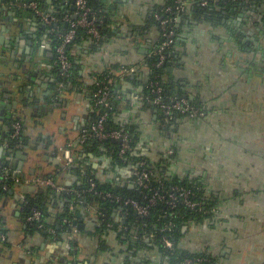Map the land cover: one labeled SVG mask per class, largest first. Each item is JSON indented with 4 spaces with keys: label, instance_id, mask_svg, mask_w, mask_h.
Returning <instances> with one entry per match:
<instances>
[{
    "label": "crops",
    "instance_id": "1",
    "mask_svg": "<svg viewBox=\"0 0 264 264\" xmlns=\"http://www.w3.org/2000/svg\"><path fill=\"white\" fill-rule=\"evenodd\" d=\"M16 1L0 0V154L1 149L6 152L0 163L19 177H54L65 189L53 190L48 205L46 222L58 230L55 236L49 231L31 232L25 222L23 202L34 185L0 194L4 236L0 264H172L151 243L140 249L120 230L101 228L95 209L75 206L68 194L79 177L65 169L61 150L67 145L101 182L130 184L132 168L116 166L107 151L92 152L83 145V130L93 121L90 87L97 75L113 67L135 69L130 81L117 78L113 85L118 95L115 121L133 128L137 150L163 175L173 166V177L200 183L216 201L211 218L183 227L180 249L206 252L215 264H264V71L258 77L249 63L255 47L262 45L264 51V5L253 10L242 7L243 17L237 10L224 12L226 18L217 25L179 19L175 61L167 68V77L208 112L168 127L144 92L148 58L160 37L159 26L149 15L167 0H107L109 34L98 46L81 43L74 48L80 86L64 92L56 91L57 72L45 32H37L39 18L34 21L30 12L31 17L22 21L15 14L22 21L19 27L10 20L8 12H13ZM49 1L53 2L44 3L52 12ZM58 2V8L76 17L73 0ZM249 16L253 22L248 27ZM230 26L234 32L227 35ZM232 37L234 48L227 42ZM30 92L33 96L26 103ZM12 102L22 111L27 144H14L10 136L16 109L7 105ZM65 215H70L66 230L60 223L68 222L62 218ZM113 216L119 219L117 212Z\"/></svg>",
    "mask_w": 264,
    "mask_h": 264
},
{
    "label": "trees",
    "instance_id": "2",
    "mask_svg": "<svg viewBox=\"0 0 264 264\" xmlns=\"http://www.w3.org/2000/svg\"><path fill=\"white\" fill-rule=\"evenodd\" d=\"M33 1L38 2L37 0ZM201 1L202 0H183L184 5L182 8H180V3H178L177 0H167L162 6H157L151 11L149 15L150 21L154 24H157L158 26L159 20L155 19L156 14L160 15L162 18L173 19V21L169 23V26L170 29L173 30L174 36L173 43L162 51L166 58L158 66V63L160 62V53H157L156 49L163 41L162 37H159V41L156 44L154 52L148 58L147 64L149 69V80L144 92L153 96V93L150 92L152 88L149 83L155 82L162 89L161 97L164 102L169 103L174 98H186L194 107L207 114L208 110L201 102L190 99L188 95H186L185 92L180 88L178 83H174L167 77V68L175 61L174 52L179 34V30L177 28V19L183 20L191 17L197 21L206 20L208 23L217 25L221 23V20L226 18L224 12L227 14V12L234 10L233 8H235L239 3L244 2L240 0H210L208 1L207 5L202 6ZM253 1L264 4V0H248L247 3L251 4ZM106 3L107 2H105V0H88V5L91 11L89 17L96 19L100 38L93 39L86 33L84 28H76L75 37L67 46L69 59L72 62L71 73L68 77H63L60 75V69L57 64L55 53V47L59 43V38L56 35L58 33L63 34L69 30L68 23L62 20L66 10H61L59 8L60 10L58 11L49 12L45 8V13L47 12V14H51L56 17V20L47 28L48 31L51 30L47 35V39L49 41V49L52 52V57L50 59L51 65L57 72V92L75 90L80 86L76 70V60L72 54L74 48L79 46L81 43H89L93 46H98L102 44L104 39L108 36L109 29H107V26L111 21L105 14ZM167 8H169L170 11H166ZM25 11L30 13V10L26 9ZM120 68L113 67L112 69L104 71L95 77L96 79L90 87V96L93 105V121L86 128L91 126L98 117L105 114L106 129L119 130L127 133L130 138V149L122 156H119V144L117 142L110 140L100 141L93 135L87 136L83 141V145L92 152L98 151L99 149L102 151H107L112 158L113 164L116 166H129L132 168V171L139 162H143L144 165L142 167L137 166L136 168H144L149 171L148 189H144L136 185L134 183L133 176L131 178L130 184L125 183L124 185H119L115 183H103L95 177L93 172L85 169V165L81 162L80 158L74 154L72 163L66 165L65 169H68V171L71 173H75V175L79 177V181L73 186V189H71L72 191H70L68 194L70 198H72L73 204L75 206L86 209H95L101 228H109L108 226L110 225L111 230H120L124 236L134 237L137 240H145L146 243H151L152 246L158 247L163 252V254L168 257L172 264H180L184 258H207L209 259V262H205L204 264H215L214 258H212L206 252L194 254L182 251L179 247V240L184 226H187L191 223L200 224L205 219L211 218V216H213L216 201L214 198L206 194L204 187H202L200 183L194 180H189L188 178L181 179L177 176L167 179L161 171H158L159 167L155 163L149 161L147 157L143 156L140 151L137 150V139L136 134L133 132V128L120 125L115 121L118 95L115 86L113 85L114 80L120 78L119 80L122 79L123 81H130V75H120ZM261 72H258L257 76H260ZM104 77L105 82H108V80L110 81L109 89L111 97L109 99V108L102 105L95 106L92 98L94 90L98 88L96 83L98 81H102ZM185 118H188L187 115L175 112L166 126L169 127L174 125L178 120ZM12 122H18L20 124L19 139H14L13 143L24 144L26 137L24 132L25 127L23 126L22 120L20 118H14ZM21 140H23V142L19 143ZM70 148L73 150L72 145ZM172 149L174 152L175 147ZM174 156L175 154L171 155L170 159H172ZM83 170L84 172H82ZM42 178H51L55 182L54 177ZM5 183L8 186V189L6 190L3 189V184ZM92 183H94V185H92ZM17 186L23 187V185H17L12 179L0 180V194L2 196H6L10 191H12V189H14V187ZM175 186L190 190L192 192L190 199L199 202L200 208L191 209L180 201H178L175 206L170 207L165 203L164 198L158 199L153 205H149L148 200L153 191H158L159 194L166 197L167 194L170 193L172 187ZM34 189L35 190L31 195H26L25 201L23 202L25 209L24 219L26 222V218L29 216L32 209L40 211L42 219L40 222H26L28 229L31 232H40L48 231V229L51 228L54 232L51 234L52 236H55L58 230H56L53 226L49 227L48 223L46 222L47 215H49L48 205L55 194L53 191L54 189L49 186L40 185H34ZM107 194H110L111 196H108ZM125 200H134L142 206H148L147 214L143 216L139 215L130 204L124 203ZM115 212L118 213V220L115 219L116 216H113ZM62 218H66L68 221L65 223H62V219L60 221L62 229L66 230L69 225L70 215H65ZM39 224L43 225L42 229L38 228ZM0 232L1 234L3 233L1 227ZM164 238L173 243L172 249H168L164 246ZM1 241L3 240H0V242ZM145 242H143V244L141 243L143 248L147 246Z\"/></svg>",
    "mask_w": 264,
    "mask_h": 264
},
{
    "label": "built area",
    "instance_id": "3",
    "mask_svg": "<svg viewBox=\"0 0 264 264\" xmlns=\"http://www.w3.org/2000/svg\"><path fill=\"white\" fill-rule=\"evenodd\" d=\"M208 1L210 0H202L201 5L205 6L208 4ZM244 3H247L248 0H240ZM178 3H180V8L183 7V0H177ZM75 8H76V17L72 18L70 12H65V15L62 17V20L68 23L69 30L66 31L63 34H57L59 38V43L55 47V53H56V60L57 64L60 69V75L63 77H68L71 73L72 69V62L69 59V55L67 52V46L68 44L73 40L76 34V28L82 27L86 30V33L93 39H99L100 34L98 30V25L96 23L95 18H90V8L88 5V0H75L74 1ZM28 7L34 11V14L40 17H42L43 20H45L49 25L53 23L56 20V17L51 14H44V16L40 15V9L38 7V4L33 1L29 3ZM166 11H170L169 8L166 9ZM67 13V14H66ZM155 19L159 20V26H160V36L162 37L163 41L159 44L158 48L156 49L157 53H160V62L158 63V66L165 60L166 56L162 53V51L171 45L173 43V36L174 32L170 29V22L173 21L172 18H162L160 15H155ZM179 19H177L178 23ZM51 31V30H49ZM134 68L130 67H121L120 68V75H130L134 72ZM105 77L102 81H98L96 83L97 89L94 90L92 98L94 105H102L104 107L109 108V99L111 97L110 89H109V83L105 82ZM151 86L150 92L153 93V96L151 94H148L145 99L147 101L151 102L153 105L158 107V109L161 112L162 121L165 125L169 122V120L172 118L173 114L175 112H179L181 114L187 115L190 119H198L201 117H204L206 114L204 112H201L198 108L194 107L186 98H174L169 103H166L162 100L161 94L162 89L157 85V83H149ZM106 124V115L103 114L100 117H98L95 122L89 126L88 128H85L83 130V139H86L87 136L93 135L95 138H97L100 141L110 140L117 142L119 144V151L118 155L122 156L124 153H126L130 149V138L129 135L125 132L119 131V130H107L105 127ZM11 138L19 139L20 136V124L18 122H12L11 124ZM71 145H67L64 147L62 151V155L65 161L66 165H69L73 161V155L71 150ZM144 165L143 162H139L137 166L142 167ZM134 168L132 171V176L134 177V183L144 189H148V181H149V171H147L144 168ZM12 179L17 185H23V184H34V185H40V186H49L53 188L56 191H63L65 188L60 187L56 185V183L51 178H42V177H19L16 174L12 173L10 169L3 163H0V180H9ZM94 185V183H92ZM3 189H8L7 184H3ZM192 192L188 189H185L183 187H172L171 191L167 196L159 194L158 191H153V193L150 195L149 198V205H153L156 203L158 199L165 200V203L169 205L170 207H173L176 205L178 201L186 205L187 207L191 209H198L200 208V203L197 201H193L190 199ZM108 196H111L110 194H107ZM125 204H130L136 212L143 216L146 215L148 212V206H142L138 202L134 200H125ZM41 213L40 211L36 209H32L30 211L29 216L26 218V222H40L41 221ZM38 228L42 229L43 225L39 224ZM50 233H54L53 229H48ZM4 236L0 232V240H2ZM163 244L168 249H172L173 243L169 241L168 239H163ZM205 262H209V259H200V258H184L180 264H204Z\"/></svg>",
    "mask_w": 264,
    "mask_h": 264
},
{
    "label": "water",
    "instance_id": "4",
    "mask_svg": "<svg viewBox=\"0 0 264 264\" xmlns=\"http://www.w3.org/2000/svg\"><path fill=\"white\" fill-rule=\"evenodd\" d=\"M75 0H73V2H74ZM50 3H52L51 1H49ZM105 2H108L107 0H105ZM264 5V4H263ZM260 6H261V4H255V7L253 8V9H255L256 7H258V9H260ZM242 7H245V8H248L249 7V3H239L235 8H234V10H237V11H239L241 14H240V16L241 17H243V14H242V12H241V10H242ZM13 12H8V16H9V18H10V20L17 26V27H19L20 25H21V22L22 21H26L27 20V17H31V16H29V12H27V11H25L26 9L28 10V8H26L25 7V5L23 4V2H22V0H18V2H17V4L16 5H14V7H13ZM72 9H76L75 8V5H73L72 6ZM15 14H17V15H19V16H21L23 19H22V21H19L16 17H15ZM112 16H114V14L112 15ZM261 16V17H260ZM262 16H263V14H262V12L260 13V15H259V17H258V19H260V18H262ZM239 18V19H237V21L239 22V26H240V24L242 23V18ZM249 18V23H247L246 25L249 27V25H250V23H251V21L253 20L252 19V16H249L248 17ZM32 19L34 20V21H37L38 22V18H37V15L36 14H34V17H32ZM7 20H9L8 18H7ZM263 21H264V17H263ZM37 22H34V25L36 26V27H38L39 26V24L37 23ZM253 22V21H252ZM231 23V26H232V24H235V22H233V21H231L230 22ZM237 23V22H236ZM249 24V25H248ZM222 25H224V22H222ZM228 27L227 29H228V32H226L227 33V35H230V33H232V32H234L233 31V29H232V27ZM260 27H261V25H260ZM253 28V27H252ZM39 31H44L45 32V34H46V38H47V35H48V33H49V31L46 29V27H45V25L44 24H40V27L39 28H37V32H39ZM260 33H263V30H262V28L260 29V31H259ZM233 34V33H232ZM242 34H245L244 32L242 33ZM249 34V33H248ZM241 39H242V37H241ZM232 42V48H234L235 46H236V44L234 43L235 41H234V37H232L231 39H230ZM257 43H259V40L257 39V41H256ZM28 43L29 44H31V42L30 41H28ZM256 44V43H255ZM27 49V48H26ZM29 49V48H28ZM30 51V53L32 54V50L33 49H29ZM249 52L251 51V50H248ZM253 52L254 53H252V55L250 56V61H249V63H251V65L252 66H255L254 64L255 63H257L258 62V59L259 60H261V57H262V55H264V51L262 52V45H259L258 47H256L255 48V50H253ZM255 57V58H254ZM263 58V57H262ZM253 68V67H252ZM52 88V87H51ZM50 88V89H51ZM10 92V91H9ZM9 92H8V94H9ZM49 93V92H48ZM33 96V93L32 92H30L29 93V95L27 96V99H25V101H26V103H27V100H28V97H32ZM19 99L21 100L22 99V96H20L19 97ZM10 106L11 107H13L14 109H16L15 110V112L13 113V116H15V118H20L21 116H22V111H18L17 110V102H12V104L11 105H7V107L8 108H10ZM11 125V124H10ZM10 131H11V129H10ZM11 134V133H10ZM15 144V143H14ZM12 145V144H11ZM10 151V150H9ZM6 154V152L5 151H3V149H1V154H0V159H1V155H5ZM18 155H20L21 153H17ZM20 158L21 159H23V157L20 155ZM173 167V166H172ZM172 167H170V169H169V172H166V173H164V176L167 178V179H171V178H173V169L174 168H172ZM161 171V170H160ZM25 190V189H24ZM10 193H11V191H10Z\"/></svg>",
    "mask_w": 264,
    "mask_h": 264
},
{
    "label": "flooded vegetation",
    "instance_id": "5",
    "mask_svg": "<svg viewBox=\"0 0 264 264\" xmlns=\"http://www.w3.org/2000/svg\"><path fill=\"white\" fill-rule=\"evenodd\" d=\"M38 2H36L37 4H38V7H39V9H40V15L41 16H44V14H47V12L45 13V8H46V6H45V3H44V0H37ZM59 0H53V2H52V8H54V10L55 11H58L59 10V8H58V5H59V2H58ZM6 2L7 3H9L10 2V0H6ZM16 2H18V0L16 1ZM22 2H23V4L25 5V7L26 8H28V10H30V12H32L33 14H34V11H32V9H30L29 7H28V5H29V3H31V2H33V0H22ZM13 3V2H12ZM15 3V2H14ZM17 4V3H16ZM255 4H259V3H257L256 1H253L251 4H249V7L248 8H250L251 7V9L253 10V8L255 7ZM53 10V11H54ZM232 16V15H231ZM37 18H39V20L41 21V23L42 24H44L45 25V27H46V29L48 28V26H49V24L45 21V20H43L42 19V17H40V16H38ZM253 18V17H252ZM202 23H207V21L206 20H202ZM48 30V29H47ZM234 43H236V38L234 37ZM226 42V41H225ZM228 43L230 42V44H232L231 42V40H229V38H228V41H227ZM254 42H252V44H253ZM254 46V45H253ZM256 48V47H255ZM254 49V48H253ZM252 49V50H253ZM255 66H253L254 68H253V70L255 71V73L256 74H258V72H261V71H263V69H264V59L261 57V60H259L258 59V62L257 63H255L254 64ZM10 124H12V121H11V123ZM10 133V132H9ZM21 142H23V140H21V141H19V143H21ZM27 142H28V140H26V141H24V143L25 144H27ZM23 145V144H22ZM170 161H172L171 159H170ZM124 238L126 239V240H128V242L129 241H131L135 246H137V247H140L141 246V248H143V246L141 245V243L143 244V242H145V240H143V241H140V240H137V239H135L134 237H127V236H124ZM135 239V241H134V239ZM145 244L146 245H148L149 243H146L145 242ZM140 248V249H141ZM146 250V249H145ZM163 253V252H162ZM166 258H168L167 256H165Z\"/></svg>",
    "mask_w": 264,
    "mask_h": 264
},
{
    "label": "rangeland",
    "instance_id": "6",
    "mask_svg": "<svg viewBox=\"0 0 264 264\" xmlns=\"http://www.w3.org/2000/svg\"><path fill=\"white\" fill-rule=\"evenodd\" d=\"M258 77H260V76H258ZM257 79L261 80V78H257ZM259 80H255V81L258 82ZM259 82H260V81H259Z\"/></svg>",
    "mask_w": 264,
    "mask_h": 264
}]
</instances>
